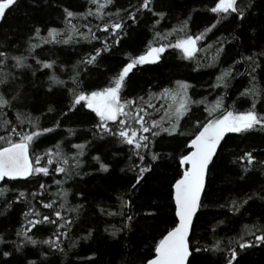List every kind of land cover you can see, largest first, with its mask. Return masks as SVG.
<instances>
[{
	"label": "trees",
	"instance_id": "obj_1",
	"mask_svg": "<svg viewBox=\"0 0 264 264\" xmlns=\"http://www.w3.org/2000/svg\"><path fill=\"white\" fill-rule=\"evenodd\" d=\"M215 2L217 0H154L155 10L165 12V18L156 25L155 30H152V25L158 17L150 13L140 14L135 24L127 21L125 34H122L117 45H112L113 38L109 34L96 30L95 26H102V21L92 16L86 20L77 17L72 20V24L83 33L88 31L83 25L92 26L100 39L87 41L77 36L68 44L43 43L42 38L48 37L50 28L61 30L62 35L58 39H66L63 10L67 8L75 13H84L91 8L95 11V5L88 0H20L18 7L0 21V49L7 50L10 55L26 56V62L32 65V69L17 70L11 67L13 62L9 60L8 67L0 69V75L12 72L17 77L6 90L14 94L19 89L22 93L21 101L7 119L15 121L16 112L19 111L29 114L33 119L39 118L41 128H54L53 132L41 136L33 145V155H43L49 149L55 152L59 146L62 157L69 161L66 167L72 171L70 177H66L63 173L52 171L55 165H51L50 175L40 176L38 182L37 178H32L30 182L0 183V188L6 189L0 196V238L4 241L0 243V264H27L29 260L36 264H125L126 261L128 264H141L145 257L154 256L155 242L174 219L171 185L182 174L178 160L179 155L185 151L189 136L173 138L162 135L156 138L157 142L152 150L160 153L162 159L153 165V171L146 174L140 190L133 196L132 211L138 215L131 230L125 229L112 237L110 232L122 228L125 217L105 215L101 213V209L116 213L121 211L117 196L129 192L134 182V174L121 169H127L130 163L139 161L135 157L129 161V147L116 139L94 138V124L97 122L95 114L80 106H76L75 111H69L71 95L68 89L74 87L71 77L76 71L81 73L80 79L88 91L103 88L128 62L129 56L146 53L150 41L153 46L174 44L184 35L176 33L169 35L167 40L155 41L156 31L167 34L187 21L184 31L188 35L195 37L201 34L217 19L209 11ZM247 2L248 0H243L241 6ZM130 3L136 4L138 0H115L104 12L114 13L118 8H128ZM251 3L247 19L240 21L229 17L198 41V51L192 59L184 58L179 49L166 47L159 62L133 69L122 95L126 98L143 96L147 100L150 92L158 93L163 88H175L177 81L190 85L188 96L191 100L204 103L190 105V117L181 121L182 130L189 135L194 131L195 120L198 118L203 122L207 116L205 105H213L218 97L224 98V107L228 105L230 110H248L252 101L241 97L240 93L250 86V77L247 75L250 68L247 62H234L241 60L242 56L258 54L264 50V0H251ZM105 19H108L106 15ZM37 27L41 30L39 37L32 39L30 43L39 47L30 54L29 37L34 36V29ZM105 36H108L107 41ZM105 42L110 45L109 51L102 53L97 66L75 67L82 58L96 48H101ZM221 46L224 51L213 61L217 48ZM33 56L44 62L55 63L51 69H40L33 75L32 71L40 67ZM258 59L262 67L256 70V84L264 89V56ZM230 66H234V75L227 81L228 87H214L221 71ZM52 75L66 81V86H55L49 92V77ZM152 102L157 107L166 104L160 100ZM49 107L53 108L52 112L48 111ZM257 110L264 113V103H258ZM161 115L163 109L155 114V118L159 119ZM3 118V113L0 112V120ZM57 122L59 127H56ZM24 129L33 130L28 125H24ZM4 134L0 123V135ZM74 145L85 146L83 155L77 156L79 150ZM249 151L253 152L257 161H264V130L258 129L243 135L227 134L218 148V155L214 157V164L210 165L205 193L202 195L204 208L195 221L193 243L198 241L201 246L211 247L219 240L224 251L200 254L199 264H227L229 240H239L244 234L245 225H264V200H250L240 213L233 214L228 210V203L232 199L239 200L254 193H264V165L257 164L251 171L244 172L243 165L238 161V157ZM93 157H100V161L109 166V171H100L99 163ZM147 159L150 161V157ZM76 160L79 161V167L75 166ZM55 180L63 183L57 185ZM39 183H44L47 191L34 199L31 193L39 191ZM60 189L68 192L67 208L82 206L78 213L60 209L63 200L52 195ZM20 192L26 193L24 200L18 199ZM50 200H55L54 209L43 208L41 201L47 203ZM9 202H12L11 207H8ZM32 207L42 215H51L54 210H59L64 217L73 221L67 229L61 230L68 232L67 237H60L63 252L52 251L43 244H26L22 237L17 236L18 231L31 227L28 219L37 218H25L24 214ZM147 211L157 212V216L154 219L145 218L143 213ZM52 218L56 219L54 215ZM55 231V225L42 224L33 228L29 235L42 241L55 239ZM89 231L92 233L91 237L84 239ZM253 239L254 237L244 236L245 241ZM17 244L23 245L19 252L15 251ZM232 247L237 245L233 244ZM3 251L12 254L5 258ZM238 260L239 264H264V246L241 251Z\"/></svg>",
	"mask_w": 264,
	"mask_h": 264
},
{
	"label": "snow or ice",
	"instance_id": "obj_2",
	"mask_svg": "<svg viewBox=\"0 0 264 264\" xmlns=\"http://www.w3.org/2000/svg\"><path fill=\"white\" fill-rule=\"evenodd\" d=\"M88 2L95 5V11L91 8L84 13H75L67 8L63 10L66 21V39H58L62 35L61 30L50 28L48 30V37L42 38L43 43L68 44L77 36L87 41L100 39L96 35V32L93 31L92 26L83 25V27L88 28L87 33H83L79 31L75 24H72V20L77 17L86 20L87 17L92 16L102 21V26H95L96 30L109 34L113 38L112 45H117L120 43L122 34H125L124 29L127 21L130 20L135 24L140 14L150 13L152 16L158 17L152 25V30H155L156 25H159L160 21L167 15L165 12L155 10L154 0H138V3H130L128 8H118L114 13H105L104 9L113 5L115 0H88ZM19 3L20 0H0V21H3L7 14L15 10ZM242 3L243 0H217L214 6L209 9L217 17L215 23L195 37L188 35L184 31L187 28V21H183L180 27L174 28L172 32L167 34H161L156 31L154 36L155 41L161 39L167 40L169 35L176 33H184V35L182 38L177 39L174 44L153 46V42L150 41L146 53L138 56H129L127 58L128 62L119 69L109 80L108 85L103 88L88 91L80 79L81 73L79 71H76L71 77L74 87L68 89L71 95L69 111H75L76 106H80L94 113L97 118V122L94 124V138L103 140L106 137H112L116 139L120 144L129 147V161H132L133 157L139 161L138 163H130L127 169H121V171L132 172L134 174V182L130 186V191L117 196L121 211L116 213L101 209L102 214L125 217L123 227L110 232L112 237H116L119 232L125 229L131 230L133 222L138 215V213L132 211L134 207L133 196L140 190L142 183L146 179V174L153 171V165L159 159H162L160 153L152 150L157 142L156 138L162 135L173 138L177 136H189L185 145V151L179 155L178 160L182 174L171 185L170 196L174 219L171 225L165 227L160 238L155 242L154 256L151 258L145 257L141 261V264H199L200 254L202 253H223L224 249L221 247L219 240L215 241L211 247L201 246L198 241L195 244L193 243L196 230L195 221L198 219V213L204 208L202 194L205 193L206 189V176L210 173V165L214 164V157L218 155V148L221 146V142L224 140L226 134L236 133L243 135L258 129L264 130V113L257 110V104L264 103V89L257 86L255 75L256 70L262 67L258 57L264 56V50L258 54L253 53L252 55L242 56L241 60L234 62H247L250 68V71L247 73L250 77V86L240 93L241 97L251 99L252 103L249 109L243 112L229 110L224 107V98L218 97L213 105H205L204 111L207 113V116L203 122L198 118L195 120L193 124L194 131L190 135L182 130L181 121L186 117H190V105L204 103V101L191 100L188 96L190 85L177 81L175 88H163L158 93L150 92L147 100L143 96L126 98L122 95V90L126 87L129 74L133 69L146 64H156L161 59V55L165 52L166 47L179 49L183 53L184 58L192 59L198 51L197 42L204 39V36L214 29L217 24L229 17L240 21L247 19V14L252 7V3L251 0H248L247 3L243 4V7L241 6ZM105 15L108 17L107 20L105 19ZM40 31V28H35L34 36L29 37L28 51L30 54L35 48L39 47L37 44L30 43V41L39 37ZM107 40L108 36H105V41ZM109 47L110 45L105 42L101 48H96L94 52L82 58L75 67H79V65H84L85 68L87 66H97L98 58L101 57L102 53L108 52ZM223 51L222 46L217 48V55L213 57V61ZM32 58L40 66L38 69L32 71L33 75L40 69H51L55 63L41 61L35 56ZM9 60L13 62L11 67L14 69H32V65L26 62V56L10 55L7 50L0 49V69L7 68ZM233 67L230 66L221 71L214 87H228L227 81L234 75ZM16 78L12 72H5L0 75V112L3 113L4 117L0 120V123H2L5 133L4 135H0V182H30L32 178H37L38 182L40 176L47 177L50 175L49 166L51 165H55L52 169L55 173H63L66 177H70L72 171L66 167L69 161L67 158L62 157L59 146H57L55 152L49 149L43 155L39 153L33 155L32 152L33 145L39 141L40 137L53 132L54 128H41L39 118L33 119L29 114L19 111L16 112L15 121L7 119L12 110L16 108V104L21 101L22 93L19 89L14 94L6 90L9 84L15 81ZM49 81V92L55 86L64 88L67 83L55 75L50 76ZM153 100L165 101L166 104H161L157 107L152 102ZM150 109L151 111H149ZM161 109H163V115L159 119H156L155 114L159 113ZM48 111L52 112L53 108L49 107ZM24 125L30 126L33 130H25ZM56 127H59V122H57ZM74 147L79 150L77 156L83 155L84 145H74ZM147 157H150V161ZM73 159H76V157H73ZM93 159L99 163L100 171L105 173L109 171V166L101 162L100 157H93ZM42 161H46V163H42ZM238 161L243 165L244 172L251 171L257 164L264 165V161H257L253 152L250 151L238 157ZM75 166L79 167L78 160H76ZM55 183L61 185L63 181L55 180ZM5 191V188H0V196ZM46 191V185L39 183V191L31 193V195L35 199L37 196H43ZM52 195L59 196L63 200V203L60 204V209L78 213L79 208L82 207H66L68 196L66 190L60 189ZM25 198L26 193L20 192L18 199L24 200ZM256 198L264 200V193H254L239 200L232 199L228 203V210L233 214L240 213L244 205ZM11 203L9 202L8 207H11ZM41 203L43 208L54 209L55 200H50L47 203L41 201ZM224 206L221 205V207ZM24 215L26 219L37 217L36 219H28V224L31 227L17 232V236L22 237L24 243L33 246L43 244L47 245L52 251H64L60 247V237H67L68 232L61 230L67 229L73 223L72 220L64 217L59 210H54L51 215H42L34 207L30 208ZM53 215L56 219L52 218ZM143 215L145 218L154 219L157 216V212L147 211ZM42 224L56 226V231L53 233L55 239L49 238L40 241L29 235L33 228ZM105 231H108V229H105ZM213 232H215V228H213ZM91 235L92 233L89 231L84 239L90 238ZM245 235L254 237V239L245 241ZM2 242H4L3 238H0V243ZM228 244L230 251L226 258L227 264H239L238 256L241 251H246L249 248L257 246H264V225H257L255 223L250 226L245 225L244 234L240 236V239H230ZM233 244L237 245V247H232ZM22 246V244H17L15 251L19 252ZM11 254L8 251H3L2 253L5 258ZM27 264H36V262L29 260ZM125 264H128V262L126 261Z\"/></svg>",
	"mask_w": 264,
	"mask_h": 264
},
{
	"label": "water",
	"instance_id": "obj_3",
	"mask_svg": "<svg viewBox=\"0 0 264 264\" xmlns=\"http://www.w3.org/2000/svg\"><path fill=\"white\" fill-rule=\"evenodd\" d=\"M225 108H227V109H229V106L228 105H226V107ZM230 110V109H229ZM228 134H230V133H228ZM227 135V134H226ZM222 143V142H221ZM207 177V176H206ZM1 183V182H0ZM203 195V194H202Z\"/></svg>",
	"mask_w": 264,
	"mask_h": 264
}]
</instances>
